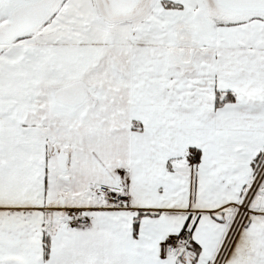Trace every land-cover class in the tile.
<instances>
[{
	"label": "snow or ice",
	"instance_id": "1",
	"mask_svg": "<svg viewBox=\"0 0 264 264\" xmlns=\"http://www.w3.org/2000/svg\"><path fill=\"white\" fill-rule=\"evenodd\" d=\"M0 264H264V0H0Z\"/></svg>",
	"mask_w": 264,
	"mask_h": 264
}]
</instances>
